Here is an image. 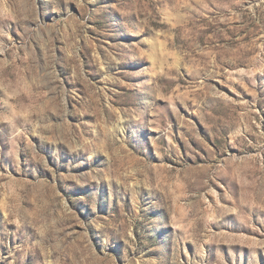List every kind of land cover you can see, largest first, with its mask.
<instances>
[{
  "label": "rangeland",
  "instance_id": "obj_1",
  "mask_svg": "<svg viewBox=\"0 0 264 264\" xmlns=\"http://www.w3.org/2000/svg\"><path fill=\"white\" fill-rule=\"evenodd\" d=\"M0 264H264V0H0Z\"/></svg>",
  "mask_w": 264,
  "mask_h": 264
}]
</instances>
